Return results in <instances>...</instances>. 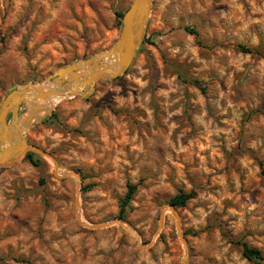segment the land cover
<instances>
[{
  "label": "rangeland",
  "instance_id": "obj_1",
  "mask_svg": "<svg viewBox=\"0 0 264 264\" xmlns=\"http://www.w3.org/2000/svg\"><path fill=\"white\" fill-rule=\"evenodd\" d=\"M130 2L0 0V101L111 48ZM25 137L59 168L33 152L0 169V264H179L172 212L156 233L179 189L196 192L176 208L185 264H264L230 242L264 254V0H152L125 72L59 100ZM69 171L81 219L113 224L77 222Z\"/></svg>",
  "mask_w": 264,
  "mask_h": 264
},
{
  "label": "water",
  "instance_id": "obj_2",
  "mask_svg": "<svg viewBox=\"0 0 264 264\" xmlns=\"http://www.w3.org/2000/svg\"><path fill=\"white\" fill-rule=\"evenodd\" d=\"M151 5L152 0H131L121 17L118 39L111 48L59 67L46 81L40 84L28 82L17 85L5 94L0 101V169L15 164L27 152H35L40 156L49 158L53 162L54 169L59 168L58 163L50 154L29 143L25 137V133L32 123L42 119L53 107L43 111L40 109L43 106L42 102H50L51 99H85L92 94L97 82L112 80L124 73L143 41ZM67 174L75 179L76 198L74 206L77 222L88 228L113 224L89 225L81 219L78 206V192L81 181L77 172L69 171ZM67 174H62V176ZM166 207L175 217L177 233L185 248V254L179 264H185L187 259L186 243L180 232L176 208L169 204ZM163 217L164 213L161 211L156 233L162 225ZM114 223L122 226L130 233L134 232L121 219ZM133 235L137 239L138 248L149 246L150 243L141 244L138 242L137 233Z\"/></svg>",
  "mask_w": 264,
  "mask_h": 264
},
{
  "label": "trees",
  "instance_id": "obj_3",
  "mask_svg": "<svg viewBox=\"0 0 264 264\" xmlns=\"http://www.w3.org/2000/svg\"><path fill=\"white\" fill-rule=\"evenodd\" d=\"M121 16L122 14H120V17ZM186 29H188V31H190L191 33L196 34L195 30H192L188 27H186ZM239 48L241 51L246 52V53L256 52L252 48L244 46V45H240ZM195 83L199 84L198 81H195ZM52 117H50L48 120H51ZM34 156H35V153L27 152L25 157L32 163H35ZM87 187L88 186H83L84 189H87ZM135 191H136L135 185L128 184L127 190L124 196L119 199L118 216L120 218L124 217L125 207L128 205L129 201L132 199V196L134 195ZM195 195H196V192L193 189L189 191H184L182 189H179L176 194H174L171 198H169L167 203L175 208L184 207L190 199L195 197ZM230 242L240 246L241 253L243 257H245L247 260L252 261L254 263H261L262 261H264V254L262 253V251L259 250L258 248L250 246L246 241H242L238 239V240H230ZM20 261H25L26 264H30L28 261L23 260V259H20Z\"/></svg>",
  "mask_w": 264,
  "mask_h": 264
},
{
  "label": "bare ground",
  "instance_id": "obj_4",
  "mask_svg": "<svg viewBox=\"0 0 264 264\" xmlns=\"http://www.w3.org/2000/svg\"><path fill=\"white\" fill-rule=\"evenodd\" d=\"M59 101V99H51V101H43L42 104V109L43 111L48 110L49 108H51L52 106H54L57 102ZM163 213L166 214V212L168 211V207L164 208ZM133 234H135L134 232H132Z\"/></svg>",
  "mask_w": 264,
  "mask_h": 264
}]
</instances>
